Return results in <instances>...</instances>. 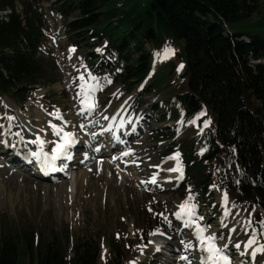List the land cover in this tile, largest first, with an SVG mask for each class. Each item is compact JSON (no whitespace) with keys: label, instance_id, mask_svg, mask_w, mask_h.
<instances>
[{"label":"trees","instance_id":"obj_1","mask_svg":"<svg viewBox=\"0 0 264 264\" xmlns=\"http://www.w3.org/2000/svg\"><path fill=\"white\" fill-rule=\"evenodd\" d=\"M15 2L0 0V10H11L7 20L0 19V93L23 102L32 85L53 81L54 76L40 55L48 25L38 1H21L20 13L15 10ZM53 8L62 14L71 43L79 45L85 40L86 46L90 42L102 47L108 65L105 70L126 91L150 69L146 43L160 46L167 41L181 42L184 84L178 85L183 92L176 95V102L186 118L204 109L212 114L213 126L207 130L208 148L202 157L207 163L214 157H225L223 170L213 175L206 169L191 178L197 190L206 193L212 174L214 181L247 207L256 204L264 209L262 3L258 0H56ZM69 15H73L72 21L66 18ZM244 36L250 43L238 40ZM158 88V82L152 80L145 92ZM178 89L173 93L179 92ZM193 147L190 145V151ZM182 188L183 185L179 191ZM50 234L42 239L34 237L31 231L0 230V264H18L26 252L28 264H97L101 246L96 237L74 241L68 236ZM122 249L112 238L105 263L116 264L123 258Z\"/></svg>","mask_w":264,"mask_h":264},{"label":"rangeland","instance_id":"obj_2","mask_svg":"<svg viewBox=\"0 0 264 264\" xmlns=\"http://www.w3.org/2000/svg\"><path fill=\"white\" fill-rule=\"evenodd\" d=\"M21 1L23 0H16L15 2L17 13L21 11ZM33 1H39L50 26L46 31L48 32V41L45 39V46L40 55L46 63L48 72L54 78L53 81L46 82L45 84H37L32 94L29 95L28 100L23 104H19L16 98L10 94L4 93L0 95V125L4 126V128H0V132L6 133L3 137L7 141L11 139L16 140V136L12 135L13 127L11 125H16V127H19L24 132L28 131L30 135L36 130V133H39L42 126L40 122L41 118H44V120L46 118V120L52 122V120H55L52 118L56 117L54 113L57 110H59L63 119L68 121V124L65 126L68 130L72 132V130L79 129L77 124L79 120L76 113H79L82 106L79 102L81 97L77 96L79 91L77 85L81 83L78 77L80 74H84L85 80H87L88 71L92 72V70L87 68L84 59L87 52H95L94 50H97L91 44L86 46L83 43L86 42L85 40L79 42V50L78 47L76 49L72 46L68 36L64 33V24L61 23L60 16L51 11L50 6L54 0ZM258 1L264 5V0ZM8 12V9L0 10V19H6ZM69 18L72 19V16H69ZM174 44L175 46H171L170 48L174 50V53L176 51L175 55L170 54L166 59L157 56V53H160L162 56L165 48L159 51V46L151 45L150 58L151 62L154 63L151 73L140 87L135 89L136 83L130 92L124 90L125 86L122 83L114 81L109 77L111 83H107L104 80V74L95 75L101 78L100 82L103 85L102 90L95 93L98 107L93 113L89 114L86 112L80 118L81 121L82 119L86 121L97 119V125L95 126L107 120L111 122L110 120H112L113 116L116 117V120H119L122 117L123 111L126 114H130L129 117L134 118L136 114L134 113V109H132L134 105L132 101L138 96L137 94L142 89L141 87L149 80L154 79L158 82L159 88L140 97L143 103L141 110H144L143 114H152L154 119L161 124L162 132L168 135L166 139L161 141L159 139H152L150 131L153 132L155 129L149 130L150 127H148L149 131L143 133L145 135L131 143V147L134 146L138 149L135 154L138 157L139 166L135 165L133 169L127 167L121 170L117 167L116 169L121 171L117 172L115 169L112 170V167L117 164L120 165V161L112 160L110 162L106 158L101 159V164L105 168L108 167V171L112 174L111 178H109V186H100L102 178L100 179L99 174L108 172L104 167L102 169L101 167L99 169L93 168L92 164L87 167L85 165L75 166L72 168L71 177L65 178L59 176V179L69 181V194L64 193L62 189L58 188L57 182L44 181L32 174L24 177L21 175L15 176V171L13 169L10 170V165H8L9 173L0 174V186L3 185L4 187V190L0 189V230H7L12 233L31 231L34 237L42 239L50 236L51 232L57 233L63 238L68 236L73 238L74 241L78 238L96 237L101 246L100 258L98 256L97 264H106L104 257L108 254L110 240L114 238L124 248L122 249L124 252L123 258L117 259L116 264H130L133 261L135 264H155L154 259H156L157 264H160L162 257L158 256L155 258L149 242L147 245L143 243L144 234L151 232V230L166 229L168 231L170 227H174L173 230L168 231V235L174 237L173 239L177 244L180 245L181 241L188 240H191L194 244V241L187 234L188 228L186 231L181 230L182 232L180 233L179 225H176L173 220L174 213L179 210V204L188 196L190 186L191 192L195 197V202L199 205L197 213L204 217L200 222L202 224H209L211 226L209 231L224 235V242L230 244V249L234 248L235 242L241 243V249L238 252H244L245 255L239 256L240 254L234 250V260L245 264H262L264 253L258 252L254 262L247 261L246 256L249 250H243V243L251 235V229L245 231L247 227L245 220L248 218V213H251L252 227L259 228L257 222L264 219V210L258 205L247 207L234 194L227 193L229 201L227 208L230 211L228 216L224 217L225 206L222 204V201L225 191H223L221 186H209L208 194L196 191L194 188L191 177L200 175L203 170L208 169L207 171H209L212 167L214 169L218 168V170L222 169L225 157L219 158L218 156L214 158L215 161L212 162L213 166L209 167L205 163V160H198L197 154L190 151V145L196 146L197 142L195 141V144H192L189 141V137L197 139L194 134L203 135L201 129L205 127L204 121H210L211 116L208 114L203 115L196 120L195 124H189L188 121L194 117L191 119L183 118L182 113L179 114L176 108L178 105H173L174 99H176L172 97L173 91L184 84V77L182 76L183 67L179 71L178 67L181 64L185 65L184 58L181 55L183 44L181 42H174ZM70 49H74V51L70 52ZM131 58H135L134 53ZM262 61L264 62V60ZM250 62H255V60H251ZM178 91L182 93L183 89L179 88ZM160 103L164 105L165 111L171 117H168L167 113H164ZM129 105L130 108L126 111ZM117 111H121L120 114ZM9 116L15 117V120H18V122L9 120L7 118ZM104 117H108V119H104ZM99 120H102V122H99ZM13 121L15 122L14 124ZM46 123L48 124V122ZM57 123L58 125L62 124V121L58 120ZM8 126H10V132ZM47 128H49L47 134L52 139V130L45 124L44 129ZM1 138L2 136H0ZM203 142L205 143V141ZM10 145L14 144L11 143ZM177 145L179 146L181 158L165 159L176 153L174 151L168 152L177 150ZM6 146L8 147V145ZM0 150H2L1 147ZM3 152H0V154ZM177 160L180 162V167H183L185 164L186 173L190 177L189 183L183 181L184 179L170 183V179H167V177L171 176L173 178V174L164 171V169L172 168V163H176ZM105 162L106 164L104 165ZM144 164L147 165L145 166ZM156 165H159V168L155 167ZM81 170L87 174L84 180L82 177H79ZM111 170L117 173L115 174ZM129 172L132 175H130L131 177L129 176L130 178H128ZM211 172L214 173V170L211 169ZM153 173H158L157 180L165 185L164 190L167 187L174 189L160 192L158 191L160 189L144 188V186L134 183L133 177L141 178L143 176L146 184V180H150ZM106 175L108 176V174ZM76 177H78L76 185L78 194L74 196L76 189L73 184V178ZM42 182H50V185H54V187L50 186L46 188L41 184ZM181 183L184 186L182 191H178ZM100 189H103V191ZM57 190H60V192ZM233 202L236 205L234 209L231 208ZM164 217H167L170 223H166ZM224 225H227V227H224ZM233 227L236 231L229 233V229ZM177 233H180V237L176 236ZM156 235H158L157 232ZM151 237L154 236L149 235L148 241ZM258 242L264 243V236H258ZM183 249L184 247L181 244L179 247L180 251L191 253L190 250ZM28 261L29 255L26 252L20 256L18 264H28ZM164 264L171 263L169 261Z\"/></svg>","mask_w":264,"mask_h":264},{"label":"snow or ice","instance_id":"obj_3","mask_svg":"<svg viewBox=\"0 0 264 264\" xmlns=\"http://www.w3.org/2000/svg\"><path fill=\"white\" fill-rule=\"evenodd\" d=\"M74 51V49H70V52ZM97 51H100L97 49ZM173 54L174 50L171 48L166 47L163 50V55L161 56L160 53H157V56H160L162 59H166L168 55ZM183 65L181 64L178 67V71L180 68H182ZM119 71V70H117ZM78 79L81 81L77 85L79 91L77 93V96L81 97L80 99V114L84 115L85 112L91 114L93 113L96 108L98 107V104L95 99V93L97 91L102 90L103 85L101 84V78L97 77L92 74L91 71H88V78L85 80L84 74H80ZM104 80L107 83H111V80L105 76ZM7 107V106H6ZM205 113L202 111L200 113H197V115L188 121L189 124H195L196 120L199 119L200 116H203ZM53 115V114H50ZM54 115L56 116V119L62 121V124H55L51 121H48V126L52 130V135L55 137H58V140L51 141L44 139L41 135L36 134L34 139H31L28 141V143L37 145L35 150L28 149L26 156L29 159L30 162H33L36 164V166L44 172L45 175L48 174L49 171L55 172L57 171V165L56 161L60 160L61 157L71 160L72 154L70 152V149L73 145L77 143V138L75 134L71 131H66L65 126L68 124V121L63 119V116L59 113V110H57ZM9 120H14L15 117H7ZM104 119H108V117H104ZM112 119H116L115 116L112 117ZM95 121L89 120L88 123H94ZM210 121L205 120L204 126L207 127ZM122 126V125H120ZM0 128H4L3 125H0ZM9 132H10V126H8ZM81 129H86V125L81 123L80 124ZM46 129L42 128L40 131L44 132ZM203 131V129H201ZM5 132H0V136L5 135ZM14 135L20 138V140H25V137L21 135V133L17 132ZM92 137L95 138L96 133H91ZM116 139H119L116 137ZM0 144H6L8 146L10 145L8 141L0 139ZM54 145L51 147V151L45 150V145ZM96 151H99V147H97ZM205 149H201V154ZM133 152V149L129 148L127 151L123 152L122 156H129ZM179 152H176L173 156L167 157L165 159H175L179 157ZM87 158V157H86ZM113 159H117V157H113ZM135 163V161H133ZM180 162L177 160V167L174 168H167L164 169V171L167 172H179L180 176L178 179L183 178L182 169L179 166ZM155 167L159 168V165H156ZM157 175L158 173H153L152 177L150 178V183H158L157 181ZM167 179H171V177H167ZM240 181H236V183H239ZM211 187H218L217 185H212ZM222 204L225 206L224 211V217H227L229 214L230 209L227 208V205L229 204L228 201V195L227 191L224 192V197ZM199 205L195 202L194 194L191 192V187L189 186V194L186 197V199L181 202L178 206L179 210L174 213L176 218L178 220H182L184 223V227L190 229L189 235H194L197 241V244L194 245L191 240L188 241H181V244L185 248V250H190L193 254V256L197 257L199 260V264H231L230 254L228 253L229 249V243L224 242L225 236L219 235L217 233H211V234H205L207 230L211 227L209 224H201L199 221H202L204 219L203 216L198 215L197 208ZM231 208H236L235 203L233 202L231 204ZM163 215V214H161ZM251 213H248V218L245 220V224L247 227L245 228V231H248L251 229V235L248 236V239L246 242L243 243V250H251V255L253 257L256 256V254L264 253V243L258 242V236H264V219H261L257 222L259 228L252 227V221L250 219ZM164 221L166 223H170L167 217H164ZM224 227H227V225H224ZM159 230H157L158 232ZM236 229L230 228L229 233L235 232ZM156 232L150 233V235H155ZM219 241V243H217ZM234 248L237 250L241 249V243L235 242ZM139 247V246H138ZM240 254H243L241 252ZM181 260L187 261V264H193V260L188 255H182L180 257ZM130 264H135V262H130Z\"/></svg>","mask_w":264,"mask_h":264},{"label":"bare ground","instance_id":"obj_4","mask_svg":"<svg viewBox=\"0 0 264 264\" xmlns=\"http://www.w3.org/2000/svg\"><path fill=\"white\" fill-rule=\"evenodd\" d=\"M42 120H40V122H41V124H42V126L40 127L41 129L42 128H44V126H45V124L46 125H48L46 122H48V120H46V118H45V120H44V118H41ZM52 119H55V120H52V123H55V124H58L57 123V121H58V119H56V117H53ZM51 120V119H50ZM81 123H83V124H85L86 125V129H87V127H88V123H85V122H80L79 124H81ZM13 124H14V121H13ZM78 124V123H77ZM12 127H13V131H12V135H14L15 133H17V132H19V133H21V135H23L24 137H25V140H20V138L19 137H17L16 135V140L14 141V142H11L12 144H14L13 146L14 147H12V146H8V148L9 149H7L6 151H7V153H6V156H4V157H2L1 155H0V174L1 173H4V174H8L9 172H8V170H9V167H8V162L9 161H11L10 159L15 155V152L16 151H22V152H27L28 151V149H32V150H35L36 149V147H37V145H33V144H30V143H28V141H30L31 139H34L35 138V135L36 134H39V135H41L44 139H46V140H51L50 138H51V136H50V138H49V136H48V129L49 128H47L46 129V131L43 133V132H39V133H36V131H34V133H32V135H30L29 133H28V131L27 132H24V131H22L21 129H19V127H16V125H11ZM79 126V125H78ZM106 126H109V125H107V123L106 124H104L103 125V128H101V129H99V130H97V131H95V133H96V136H101V134H103V133H105L106 134V132H105V130H104V128L106 127ZM77 128V127H76ZM19 129V130H18ZM71 129V128H70ZM112 129V128H111ZM65 130L66 131H70V130H68L66 127H65ZM79 130V129H78ZM83 130V129H82ZM52 132V131H51ZM73 133L75 134V136H77L76 138L77 139H80V138H82L83 136H82V134L79 132L78 134H76L77 132H74L73 131ZM126 133H128V132H121V136H120V140H118V143L119 142H121V141H124L125 143L127 142V140L129 139V138H127V135H126V138H125V134ZM29 134V135H28ZM55 136H53L52 135V138H54ZM79 137V138H78ZM89 137L90 136H86V138H88L89 139ZM19 138V139H18ZM110 139H108V141H109V144H108V149L109 148H111V147H115V142H114V140L112 139L113 138V136H110L109 137ZM59 139V138H58ZM93 139V137H91V139H89V140H92ZM7 141V140H6ZM77 142H78V140H77ZM10 142H9V144H11ZM4 144H2L0 147H1V149L2 150H0V152H3V149L5 148L4 146H3ZM52 146H54V145H48V144H46L45 145V148H51ZM91 148V147H90ZM100 148V147H99ZM6 149V148H5ZM131 149H133V152L131 153V155H129V157H126V156H122L121 154L123 153V152H125V151H123V150H120L119 151V153L118 154H115V153H111V157L110 158H108V160L109 161H111V160H114L113 159V157H117V159H115L116 161L118 160V162L120 161L121 163H120V165L119 164H117L116 166L114 165L113 167H112V170H117V172H121L119 169H116L117 167H119L121 170H123V169H125V168H127V167H130V169H133V167L135 166V165H138L139 166V164H138V157L136 156V152H137V148H134V147H131ZM128 150V149H127ZM99 155H100V151H99V153L98 152H96V153H87L86 154V159H87V162L85 163V166L87 167V166H90L91 164H92V167L93 168H100L101 167V169H102V167H104L103 166V164H101V159L99 158ZM101 156V155H100ZM23 156H18V157H16V158H13L14 160H15V163L16 164H23V163H25L26 161L22 158ZM12 159V160H13ZM13 160V161H14ZM8 161V162H7ZM133 161H135V163H133ZM175 161V160H174ZM10 163V162H9ZM12 163V162H11ZM115 163V162H114ZM106 164V162L104 163V165ZM173 164V166H172V168H174V167H177V161H176V163L175 162H173L172 163ZM36 165V164H35ZM143 165V164H142ZM145 166L147 165V164H144ZM108 168V167H107ZM107 168H105L104 167V169H107ZM18 169V168H17ZM31 169V168H30ZM85 169V168H84ZM91 169V168H90ZM110 169V168H109ZM182 169V168H181ZM36 170V167L35 168H32L31 170H29V172H27L26 173V175H28V174H32V175H34V176H36V177H39V178H41L42 176H40L39 174H34V172H36L35 171ZM87 170V169H86ZM89 170V169H88ZM111 170V171H112ZM18 172L17 173H15L16 174V176H24V171L22 170V168H19L18 170H17ZM107 171H108V169H107ZM41 172V171H40ZM39 172V173H40ZM95 172V171H94ZM113 173H115L114 171H112ZM116 172V173H117ZM115 173V174H116ZM134 173V172H133ZM132 173V174H133ZM172 174H173V178H171L170 179V183H175V182H177V180H178V177L180 176V173L179 172H171ZM106 174H108V176L106 175ZM131 173L129 172L128 173V178H130L131 176ZM63 176V175H62ZM99 176H100V179L102 180V181H100L101 182V184H100V186L102 185V187H105V186H109L108 185V182H109V178H111V176H112V174L108 171L107 173L105 172V173H100L99 174ZM130 176V177H129ZM64 177H66V176H64ZM79 177H82L83 178V180H84V178H86L87 177V174H86V172L85 171H82L81 170V173H80V176ZM172 177V176H171ZM42 179V178H41ZM80 180H81V178H79ZM113 179V178H112ZM133 179L135 180V182L134 183H137L138 185H140V186H143L144 184H145V182H144V178H143V176H141V178H135V177H133ZM43 180V179H42ZM52 181V182H57L56 184H57V186H58V188H60V189H62V191L64 192V193H67V194H69L70 193V190H69V187H68V184H69V181H67V180H62V179H59V176H56V177H53L52 179H44V181ZM77 181H78V177H76V178H73V184H74V186H75V189H76V191L74 192V196L76 195L77 196V188H76V185H77ZM50 182L48 183V182H42L41 184L44 186V187H54V185H50ZM96 182V181H95ZM133 182V181H132ZM52 184V183H51ZM97 186H98V184H97ZM100 186H99V188H100ZM153 186V185H152ZM154 187H158V184H156V185H154ZM97 188V187H96ZM0 189L1 190H4V187H3V185H1L0 186ZM104 189V188H103ZM103 189H100V190H102L103 191ZM58 192H60V190H57ZM97 191V190H96ZM94 192H95V190H94ZM99 192V191H98ZM97 192V193H98ZM93 193V192H92ZM96 193V192H95ZM67 194H66V196H67ZM188 231H191L190 229H188ZM206 235L208 234V232H206L205 233ZM154 237L155 236H157L156 234L155 235H153ZM191 236H194V235H191ZM197 244V241L195 240V243H194V245H196ZM249 251H251V250H249ZM179 253H183V255H188L192 260H193V264H199V260L197 259V257H195V256H193V254H192V252L191 253H184V251H176V252H174L173 253V255L174 256H172L171 258H172V260L173 261H176V264H187V261H184V260H181L180 259V257H181V255H179ZM250 252H248V254H249ZM184 262V263H183Z\"/></svg>","mask_w":264,"mask_h":264}]
</instances>
